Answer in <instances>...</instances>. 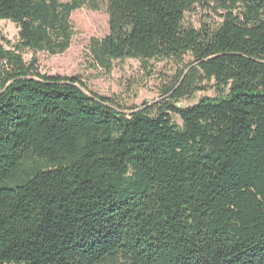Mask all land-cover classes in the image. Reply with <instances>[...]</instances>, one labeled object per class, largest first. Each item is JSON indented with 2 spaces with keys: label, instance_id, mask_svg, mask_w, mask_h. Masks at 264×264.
Returning a JSON list of instances; mask_svg holds the SVG:
<instances>
[{
  "label": "trees",
  "instance_id": "trees-1",
  "mask_svg": "<svg viewBox=\"0 0 264 264\" xmlns=\"http://www.w3.org/2000/svg\"><path fill=\"white\" fill-rule=\"evenodd\" d=\"M212 4L218 21L186 22ZM84 7L0 0L19 27L12 49L0 35V264H264V0H108L98 67L192 58L130 113L24 58L66 53Z\"/></svg>",
  "mask_w": 264,
  "mask_h": 264
},
{
  "label": "rangeland",
  "instance_id": "rangeland-1",
  "mask_svg": "<svg viewBox=\"0 0 264 264\" xmlns=\"http://www.w3.org/2000/svg\"><path fill=\"white\" fill-rule=\"evenodd\" d=\"M108 0H97L98 10L84 7L72 15L75 35L70 49L62 54L52 56L48 53L25 51L27 62L34 57L39 62L42 74L48 76L77 77L87 88L88 93H95L116 102L121 110L130 113L138 109L150 107L170 99L165 91L186 70L192 62L190 56L184 61L153 60L142 62L136 59L115 61L110 72L98 67L92 60L90 45L94 38H104L109 34V17L106 6ZM215 6L198 5L194 11L186 15V22L200 28L204 22L218 21ZM0 35L6 49H12L19 40V27L8 20L0 21ZM193 98L184 99L181 106L197 104L203 97L218 96L213 84L204 85ZM173 119L181 124L179 117Z\"/></svg>",
  "mask_w": 264,
  "mask_h": 264
}]
</instances>
